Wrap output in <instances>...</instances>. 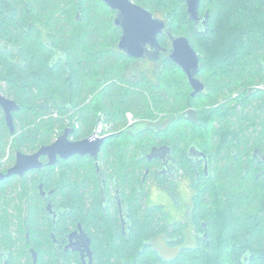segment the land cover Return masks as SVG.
<instances>
[{"label":"trees","instance_id":"obj_1","mask_svg":"<svg viewBox=\"0 0 264 264\" xmlns=\"http://www.w3.org/2000/svg\"><path fill=\"white\" fill-rule=\"evenodd\" d=\"M134 1L166 15L173 34L190 39L201 60L202 95L192 97L168 53L157 68L143 69L121 52V32L100 0H0V38L8 43L0 44V85L20 105L14 134L0 109V171L7 155L13 164L16 152L34 153L68 127L75 141L84 140L102 120L114 134L98 163L131 217L125 236L116 208L102 209L94 159L76 156L0 181V248L10 250L9 264H34L31 246L36 264H59L48 251L53 224L43 184L68 211L57 235L81 222L94 264H264V0H201V14H209L201 31L185 0ZM159 42L170 48L165 36ZM127 113L137 119L131 127ZM162 146L192 184L188 223L171 222L164 206L148 204L153 175L146 170L155 163L147 155ZM192 149L208 161L207 172ZM188 225L195 246L171 259L154 249L157 237L182 245Z\"/></svg>","mask_w":264,"mask_h":264},{"label":"flooded vegetation","instance_id":"obj_2","mask_svg":"<svg viewBox=\"0 0 264 264\" xmlns=\"http://www.w3.org/2000/svg\"><path fill=\"white\" fill-rule=\"evenodd\" d=\"M131 1L134 2L135 4H137L134 0H131ZM100 2L103 5V8H105L108 12L111 13L113 24H114L115 28L120 30V32H121L120 37H119V41H120V38H121V35H122V29H121V27H119V26H117L115 24V20L117 18V11L110 9L102 0H100ZM185 3H186V6H187V0H185ZM103 8H101L102 12H104ZM153 15H154L155 18L165 21L167 27L171 28L170 21H169V19H168V17L166 15L161 14V13H157V14L153 13ZM206 16H207V14L206 15L201 14L200 8H199V18H200V20L198 22H195V21H192L190 19L193 22L195 28L198 29L199 31L204 30L206 28V25L208 23V19L206 18ZM29 24H31V26H33L36 23H35L34 20H30ZM29 29H30V27L27 28V31ZM171 31H172V29H171ZM171 34H173V32H171ZM160 36H165L167 38V42L169 43L170 48L166 49L160 44L161 49L159 50V53H150V56L146 57L145 59H141V60H137L136 59L138 61V65L140 67H143V69L157 68L159 65H161V63H162V54H167L168 53V58H169V49L172 48L173 43L170 40V38H169V36H168V34L166 32H163L162 34L159 35V37ZM159 37H158V39H159ZM48 38H49V36H47L45 38L46 44L48 46H51L52 45V40H50ZM0 44H4L3 46H7L8 43L0 38ZM118 45H119V42H118ZM3 87H5V86L3 85ZM0 91H1L2 95L5 96L6 98L12 99L11 97L8 96V94L5 93V91L3 90L1 85H0ZM12 100H14V99H12ZM0 109H1V112H2V116L5 118V123H6L7 127L9 128V126L7 124V120H6L5 111H4V109H3V107L1 105H0ZM18 111H16V112H18ZM14 113L15 112H13V115H14ZM13 119H14V116H13ZM136 123H134L133 125H135ZM133 125H130V126L128 125V127H131ZM68 128L74 129L72 127H68ZM9 130H10V128H9ZM113 134H114V132L113 133L110 132L108 134V136L104 137V139L106 140L108 137L112 136ZM58 136L52 141L51 144L40 147L34 153H23V152H21V153L28 154V155H33V154L37 153L41 148L48 147V146H51L52 144H54L56 142ZM91 137H92V134L89 137H87V138L91 139ZM69 139H70V141L75 142V140L71 137V135H70ZM162 148H164V149H162ZM8 151L10 153V149H8ZM17 153L18 152L15 153V161H14L13 164L9 163L10 157H11V156H9L10 154L7 155V157L2 162L4 165H6L5 167H7V169H6L5 172L0 171V174L6 175L9 172V170L15 166V164L17 162ZM100 153H99V156H100ZM156 154L158 156L157 158H154L152 161L148 160L149 163H155L154 164V168L152 170H150V168L146 170V175H149V173H151V171H152L151 175H153V177L151 178L150 182L148 183V186L151 185V187H152V189L154 191H156V189H158V188H162L164 190H167L171 194H173L174 197H175V195L177 196V194H178L177 191H178V188L180 187V185L186 184L187 187L189 188V190L191 191V195H192V201H191V204L188 207L187 216L182 221H172V219L170 217V221L171 222H179V223H188L189 220H190V212H191L192 207H193V195H194V193H193V189H192V184H191L189 178H187L184 175L185 173H184L183 169L176 163V161L173 158V155H171L170 151L168 149H166V147H164V146L159 147V150L156 152ZM148 155H147V159H148ZM76 156H78V155L72 156V157H70L69 159H66V160L59 157L57 159L56 163L53 164V165L49 164V162H50L49 157L42 156L40 158V162L43 165L41 169H33V170H30V171L26 172L23 176L16 175V176H12V177H19V178L22 179L26 175H29L30 173H34L35 171L43 170L46 166L47 167H54V166H57L59 164V162L68 161V160H70V159H72L73 157H76ZM99 156H98L97 160H95L94 158H91V157L90 158L94 159L95 164H96V173H97V180H98V184H99V190H100V196H101L100 202H101V205H102V209L106 212L110 207H113V209L116 208L115 210L118 211V217H119L120 222H121L122 233L125 236L129 235L130 229H131V222H130V218L131 217H130V214H129L128 204L126 202H124V200H123V198L121 196L120 190L117 189V188L114 189V186L110 183V180L108 179V173L104 170V168H101L99 166V163H98ZM86 157H89V156H86ZM196 158H197V160H196L197 164L199 162L205 160V166L207 165L208 161L204 158V156H198ZM207 170H208V168L205 167V171L206 172H207ZM159 176L167 177L168 182H166L164 185H162L159 182V180H158ZM6 179H9V178H6ZM6 179H4V180H6ZM109 183H110V185H109ZM173 184H175L176 188H175V190H170ZM38 190H39L40 196L42 198V204L44 205V207L46 209V212H47V214H48V216H49V218H50V220H51V222L53 224V229H52L50 234H51V238H52L54 247L49 248L48 251L50 253L54 254V256H56V258H57L56 260L59 262V264H78L79 262H80V264L88 263L89 259H88L87 255L85 253V250L81 246L77 245V238L76 237H74L72 239L73 246H70V243H71L70 237H71V235L73 233L79 231V226L80 225L82 227V230L84 232H86L84 227L82 226V223L81 222L78 223L77 226L75 228H72V229L63 228V230L59 232L60 235L58 236L57 232H56V229H57L59 223L61 222L62 218L65 217L66 214H68V211L61 210L60 207H59L60 206L59 203L54 201L53 198H54V196L56 194V190L55 189L44 188L43 184H39ZM148 191H149V194H150L149 188H148ZM27 204H28V202L26 203V205ZM49 205H50V209L48 208ZM150 206H159V205H150ZM160 206H163V205H160ZM27 212L28 211H27V207H26V213ZM166 212H168V211H166ZM25 217H26V215H25ZM184 233H185V241H184V243L182 245H178V244H176L174 246L170 245V243H169L170 240L168 241L164 237H157L156 239H154L152 241L151 244L154 246V249L161 256H163L165 258H168V259H171V258L176 256L181 251L182 247H188L187 245H185V242L191 241V243H193V245H191V246H195L196 245V238L194 237V232L192 230V226L191 225H188L186 227V230L184 231ZM26 236H27V240H29V235L27 234ZM88 236L92 240V237L89 234H88ZM28 250H29L30 255L32 257L33 263L36 264L37 261H38L39 253L32 246L29 247ZM91 251H92V264H94V262H95V252H94V249L92 248V244H91ZM33 252H35V254H36V263L34 261V256H33L34 253ZM9 260H10V250H6L4 248H0V264H9ZM117 264H122V263L117 261Z\"/></svg>","mask_w":264,"mask_h":264},{"label":"water","instance_id":"obj_3","mask_svg":"<svg viewBox=\"0 0 264 264\" xmlns=\"http://www.w3.org/2000/svg\"><path fill=\"white\" fill-rule=\"evenodd\" d=\"M110 9L117 11L115 24L122 29V35L119 41L118 49L132 59H145L150 56V53H159L161 49L159 43V35L166 32L172 41V48L169 49L170 60L178 66L185 74L190 88L192 89V97L202 95L206 86L198 77L200 73L201 60L199 54L191 45L190 39L186 35L171 34V28L167 27L166 22L154 17L153 13L131 0H102ZM201 0H187V12L192 21L198 22L199 8ZM209 19V14L206 16ZM207 26V25H206ZM0 105L3 107L7 124L12 134L15 133V124L13 112L20 109V106L12 99L6 98L0 91ZM74 133V129L67 128L61 132L56 142L48 147L41 148L33 155L17 153V162L9 172L4 175L0 174V181L12 176H23L26 172L33 169H41L42 163L40 158L47 156L50 159L49 164L53 165L60 157L69 159L72 156L78 155L81 157L89 156L98 159L105 139L70 141L69 137ZM164 149V148H162ZM171 153V150L166 147ZM159 148H154L148 155V160L152 161L157 158L156 152ZM191 152L193 155L204 156L198 152ZM172 155V153H171ZM264 163V156L262 157ZM207 168V166H206ZM50 209V205L48 206ZM77 238V245L81 246L89 259L88 263L92 264V240L86 232L82 230L81 225L79 231L73 233L70 237V246H73L72 239ZM34 253V261L36 263V254Z\"/></svg>","mask_w":264,"mask_h":264},{"label":"rangeland","instance_id":"obj_4","mask_svg":"<svg viewBox=\"0 0 264 264\" xmlns=\"http://www.w3.org/2000/svg\"><path fill=\"white\" fill-rule=\"evenodd\" d=\"M127 114L126 119L128 123ZM134 119L137 121L136 118ZM148 188L150 190L148 197L149 205H163L165 210L169 212L172 221H182L185 219L187 216L188 207L192 201L191 191L186 184L180 185L177 191L178 194L177 196L175 195V197L169 191L162 188H158L156 191L152 189L151 185L148 186ZM185 245L191 247L193 243H191V241H187L185 242Z\"/></svg>","mask_w":264,"mask_h":264},{"label":"built area","instance_id":"obj_5","mask_svg":"<svg viewBox=\"0 0 264 264\" xmlns=\"http://www.w3.org/2000/svg\"><path fill=\"white\" fill-rule=\"evenodd\" d=\"M127 117L129 126L137 122L131 113H128ZM110 132V127L101 120L95 128L91 140L102 139L108 136Z\"/></svg>","mask_w":264,"mask_h":264}]
</instances>
